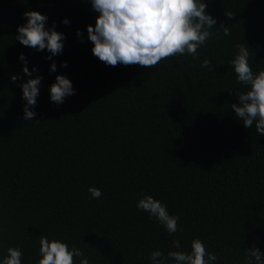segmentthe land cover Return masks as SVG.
<instances>
[{
    "label": "trees",
    "instance_id": "obj_1",
    "mask_svg": "<svg viewBox=\"0 0 264 264\" xmlns=\"http://www.w3.org/2000/svg\"><path fill=\"white\" fill-rule=\"evenodd\" d=\"M206 2L217 26L199 59L143 67L106 66L93 55L87 26L99 14L87 0H0V256L18 246L23 264H37L41 235L75 245L90 264H151L152 251L177 250L175 239L185 251L202 239L217 264L264 252V137L231 109L247 89L230 66L239 43L253 71L264 70V0ZM30 10L66 34L52 60L15 39ZM21 53L39 69L33 78L43 76L32 121L23 118ZM57 75L75 89L62 105L50 102ZM144 194L167 203L183 231L169 234L139 210Z\"/></svg>",
    "mask_w": 264,
    "mask_h": 264
},
{
    "label": "clouds",
    "instance_id": "obj_2",
    "mask_svg": "<svg viewBox=\"0 0 264 264\" xmlns=\"http://www.w3.org/2000/svg\"><path fill=\"white\" fill-rule=\"evenodd\" d=\"M99 15L95 25L87 26V39L93 44L92 53L106 66L122 64L143 67L158 66L161 61L177 55L192 56L199 59L198 49L205 46L213 37L217 20L207 11L206 0H87ZM26 23L17 26L15 39L23 46L37 52H47L46 57L62 54L66 34L55 27H47L49 17L40 11L30 10L24 14ZM229 16V15H228ZM231 17V16H229ZM69 25L67 18L62 20ZM77 36L84 42L83 31L77 30ZM224 35H230L224 26ZM236 52L230 66L236 74L239 84L247 89L237 91L238 103L231 104L238 121L246 129L255 124L257 133L264 137V70L254 72L249 59L250 53L245 44H236ZM23 74L28 77L21 81L23 118L32 121L37 116L36 107L40 96L43 76L37 66L28 67L26 54L21 53ZM211 61L204 59L201 68H208ZM195 67V65H193ZM60 67H67L63 62ZM50 72H57V64L51 63ZM19 79L12 76L15 82ZM75 94L72 80L66 75H57L55 82L49 86L50 102L62 105L66 98ZM39 122V121H37ZM91 198L100 199L102 191L96 187L88 189ZM137 208L147 212L162 225L167 233L182 232L180 217L170 213L167 203L152 195L144 194L137 201ZM176 251L165 255L162 251L151 252V264H217L215 253L207 250L206 243L194 238L190 250H182L181 241L175 239L172 245ZM244 264H264V252L260 248H249ZM24 252L18 247H8L6 254L0 256V264H23ZM37 264H90L84 252L70 245L66 240L41 235L39 240V259Z\"/></svg>",
    "mask_w": 264,
    "mask_h": 264
}]
</instances>
